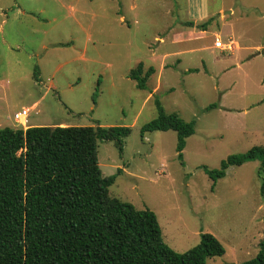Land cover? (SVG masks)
Here are the masks:
<instances>
[{
  "label": "rangeland",
  "instance_id": "rangeland-1",
  "mask_svg": "<svg viewBox=\"0 0 264 264\" xmlns=\"http://www.w3.org/2000/svg\"><path fill=\"white\" fill-rule=\"evenodd\" d=\"M0 6V128L23 127L13 114L33 101L29 124L129 127L121 153L113 141H97L102 174H116L109 196L155 212L163 240L176 251L213 234L225 253L207 264L255 256L264 234L259 160L229 166L213 188L202 166L218 168L228 155L264 145V0ZM217 39L233 43L216 48ZM138 62L154 68L146 89L128 77ZM156 100L164 112L194 120L182 164L174 130L141 136L158 113ZM210 104L216 106L206 109Z\"/></svg>",
  "mask_w": 264,
  "mask_h": 264
},
{
  "label": "trees",
  "instance_id": "trees-1",
  "mask_svg": "<svg viewBox=\"0 0 264 264\" xmlns=\"http://www.w3.org/2000/svg\"><path fill=\"white\" fill-rule=\"evenodd\" d=\"M198 27L205 30V24ZM153 72L138 62L128 77L146 89ZM156 105L158 113L141 126V136L174 130L182 164L194 120L164 112L159 100ZM129 133L127 126L99 124L0 128V264H207L225 253L209 232L191 248L176 251L163 240L155 212L109 196L116 174H102L97 141H113L121 153ZM252 160H259L264 196V145L230 154L218 168H202L213 188L229 166ZM258 245L254 257L236 264H264V234Z\"/></svg>",
  "mask_w": 264,
  "mask_h": 264
},
{
  "label": "built area",
  "instance_id": "built-area-1",
  "mask_svg": "<svg viewBox=\"0 0 264 264\" xmlns=\"http://www.w3.org/2000/svg\"><path fill=\"white\" fill-rule=\"evenodd\" d=\"M214 46L217 48H221V49H230V47H231L229 43L224 44L218 39L214 42ZM29 111H30L29 108H22L20 111L15 112L13 114L14 120L17 123L25 125L27 123Z\"/></svg>",
  "mask_w": 264,
  "mask_h": 264
},
{
  "label": "crops",
  "instance_id": "crops-1",
  "mask_svg": "<svg viewBox=\"0 0 264 264\" xmlns=\"http://www.w3.org/2000/svg\"><path fill=\"white\" fill-rule=\"evenodd\" d=\"M0 8H1V6H0ZM121 18H123V17H121ZM2 21H4V19L2 20ZM1 21V22H2ZM120 22H121V20H120ZM178 33V32H177ZM181 33V32H180ZM176 36H177V34L176 33H174ZM1 35H2V43L3 44H5V43H7V41H6V38H5V34L3 33V30H2V28H1ZM158 38V37H157ZM160 39L161 38H163V37H159ZM174 40H175V38H174ZM177 40V39H176ZM233 40H230V41H228V43L230 44V46H231V44L233 43L232 42ZM10 44H17V43H10ZM65 44V43H64ZM54 45L56 46V45H58L57 43H54ZM61 45V44H60ZM214 45V44H213ZM11 46V45H10ZM215 47V46H214ZM217 48V47H216ZM30 56V55H29ZM165 55H163L162 57H164ZM37 103V101H33L32 103H31V105L29 106V107H25V108H29V109H31V108H33L34 106H35V104ZM15 112H17V111H15ZM14 112V113H15ZM14 118V117H13ZM14 122L15 123H17L15 120H14ZM27 123H28V119H27ZM17 124H19V125H22V124H20V123H17ZM29 125H35L34 123H31V124H25V125H23V128H26L27 126H29ZM54 126H56V125H54ZM10 127H18L17 125H12V126H10Z\"/></svg>",
  "mask_w": 264,
  "mask_h": 264
}]
</instances>
